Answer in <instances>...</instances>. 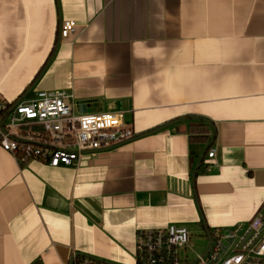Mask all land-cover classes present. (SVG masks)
<instances>
[{
	"label": "crops",
	"instance_id": "obj_1",
	"mask_svg": "<svg viewBox=\"0 0 264 264\" xmlns=\"http://www.w3.org/2000/svg\"><path fill=\"white\" fill-rule=\"evenodd\" d=\"M39 90L136 136L72 166L0 147V264H132L139 228L264 214V0H0V99Z\"/></svg>",
	"mask_w": 264,
	"mask_h": 264
},
{
	"label": "built area",
	"instance_id": "obj_2",
	"mask_svg": "<svg viewBox=\"0 0 264 264\" xmlns=\"http://www.w3.org/2000/svg\"><path fill=\"white\" fill-rule=\"evenodd\" d=\"M74 32V21L61 22V38H69ZM135 136L123 111L78 112L74 95L64 90H39L14 102L0 99V147L19 162L39 159L52 167L77 165L82 156L123 144ZM214 154L211 148L207 156L212 158ZM205 233L207 248L188 259L182 255L190 248L185 225L139 228L134 234L132 264H264L261 211L249 221L211 227ZM71 260V264H107L77 253Z\"/></svg>",
	"mask_w": 264,
	"mask_h": 264
},
{
	"label": "rangeland",
	"instance_id": "obj_3",
	"mask_svg": "<svg viewBox=\"0 0 264 264\" xmlns=\"http://www.w3.org/2000/svg\"><path fill=\"white\" fill-rule=\"evenodd\" d=\"M199 227H189V245L190 248L188 247L186 249V252H182V255L186 256L188 259H191L195 256V252L201 253L203 252L208 245V240L206 237V233L202 229H198ZM197 229V230H196Z\"/></svg>",
	"mask_w": 264,
	"mask_h": 264
},
{
	"label": "water",
	"instance_id": "obj_4",
	"mask_svg": "<svg viewBox=\"0 0 264 264\" xmlns=\"http://www.w3.org/2000/svg\"><path fill=\"white\" fill-rule=\"evenodd\" d=\"M85 106H86L85 103H81V104L78 105V108L80 109V108L82 107V108H84L83 110L85 111V110H86V109H85V108H86ZM170 124H171V123H167V124L164 125L163 127H159V128L155 129V130L152 131V132L158 131V130L164 128L165 126H169ZM212 142H213V139H212ZM208 147H209V146H208ZM208 147H206V149L201 153V155H200V157H199V159H198L197 165H196V167H195V170H194V175H195V171H196V169L198 168L200 162L202 161L203 156H204V154L206 153V150L208 149ZM78 255H85V254L78 253ZM85 256H89V255H85ZM89 257H91V258H93V259H96V260H99V261H102V262H105V263H107V264H116V263H113V262H111V261H106V260L99 259V258H96V257H92V256H89ZM71 262H72V260L70 259V260H69V264H71Z\"/></svg>",
	"mask_w": 264,
	"mask_h": 264
},
{
	"label": "trees",
	"instance_id": "obj_5",
	"mask_svg": "<svg viewBox=\"0 0 264 264\" xmlns=\"http://www.w3.org/2000/svg\"><path fill=\"white\" fill-rule=\"evenodd\" d=\"M20 98H18V99H16L15 101H17V100H19ZM202 121H204L206 124H208L209 125V123L211 124V122H208V121H206V120H204V119H201ZM171 123H177V121H173V122H171ZM201 126H206L205 124H203V122L202 123H199ZM204 139H206L207 140V137H205ZM201 167H203V162L201 161L200 162V164H199V166H198V168L196 169V171H195V174H196V172H197V170L199 171L200 169H201Z\"/></svg>",
	"mask_w": 264,
	"mask_h": 264
}]
</instances>
